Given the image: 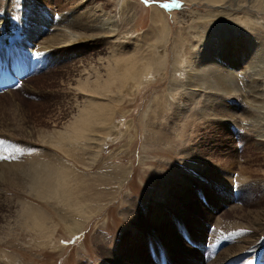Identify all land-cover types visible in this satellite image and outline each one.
<instances>
[{
  "label": "rangeland",
  "instance_id": "374dc122",
  "mask_svg": "<svg viewBox=\"0 0 264 264\" xmlns=\"http://www.w3.org/2000/svg\"><path fill=\"white\" fill-rule=\"evenodd\" d=\"M80 3L99 5L116 30L44 49L41 41L50 35L45 20L56 25L71 13V28H77L84 13ZM239 5L230 0L221 9L203 0H0L6 16L0 23V72L8 80L0 79V111L14 114L7 102L13 97L33 132L25 137L0 127V165L69 158L40 142L36 133L63 129L75 115L74 98L81 99L75 78L83 68L94 65L103 71L100 64L114 49L129 54L137 44L142 50L135 52L138 62L151 71L134 93L116 102L121 104L113 122L118 129L111 131L96 161L89 150L71 160L74 175L68 187L94 196L88 201L91 211L83 215L69 209L70 216L58 224L51 218L48 227L54 230L45 246L17 225L16 215L3 211L0 264H264V226L251 225L264 221V114L247 105L242 93L257 82L260 94H247L264 97V76L253 82L244 62L249 53L243 55L247 47L264 49V10ZM248 15L253 21L240 18ZM161 16L169 35L158 44ZM163 55V65H154ZM182 57L187 64L180 63ZM188 63L206 66L210 80L205 90L185 95ZM207 105L213 107L210 115L203 113ZM239 105L252 113L240 115ZM5 198L33 201L1 183L0 205L8 203ZM54 202L43 204L52 216L63 212V205ZM5 218L15 226L7 227ZM72 223L77 226L69 233ZM4 253L15 257L13 263Z\"/></svg>",
  "mask_w": 264,
  "mask_h": 264
},
{
  "label": "bare ground",
  "instance_id": "6f19581e",
  "mask_svg": "<svg viewBox=\"0 0 264 264\" xmlns=\"http://www.w3.org/2000/svg\"><path fill=\"white\" fill-rule=\"evenodd\" d=\"M81 1L84 2L87 0H80V2ZM89 1L91 3L92 0ZM203 1H205L206 3L207 2L211 3L212 7L215 6V8L221 9L222 4L227 3L229 0H203ZM230 1L231 3L237 5V7L241 6L239 5L240 3H247L248 5H252V6L259 5L260 9L264 10V0H230ZM78 8L79 9L83 8L82 12L84 13L86 12L87 14L81 13L80 20H78V22L75 24L77 28H71L73 27L71 21L72 20L71 13L70 14L68 13L66 19H61L60 20L61 22L56 24L57 26L54 25V21L50 20L51 18L48 19L47 21L46 18H48V16L44 14V16H46L45 23L47 24L48 27L46 28L45 26L43 27L44 29L48 30V33L50 34L43 41H41L42 44H44L43 46L44 49L45 48L48 49V47L50 48V47H58L61 45H66L71 41H75V39H79V38L90 40L93 37H95V35L102 36L104 34L112 33L116 30L115 21H113L110 18L111 16H108V13L106 11L104 10L102 11V8L99 5L91 4L90 6H88L87 4L85 5L83 3H80ZM78 8L76 10H78ZM225 8H228V5H226ZM96 14L101 15L102 18H99ZM5 18L6 16L0 13V23L4 21ZM78 18H76V20ZM240 18L241 19L249 18L250 21H253L250 19L251 17H249V15L245 17L242 16ZM52 20H57V16L56 15H54V17L52 16ZM158 22H161V24L159 25H163L162 27L163 35H161V41L158 43L161 44L167 41L169 34L166 24H163L164 23L163 16L160 17V20ZM255 23H257V21H255ZM66 24L68 25L72 24V26H70V29L66 30L63 27V25ZM62 27L64 28V30ZM52 28L56 29V31L50 33ZM41 29L42 28L39 29L40 33H41ZM73 29L79 30L83 33L81 34L77 33ZM91 31H95L97 33L90 35L89 32ZM84 33L89 35H86ZM135 43L137 42L135 41ZM139 49L140 48L137 47V44L129 54H117L118 52H116L114 49L112 55L109 58H107L106 61L104 60L105 64L99 61V63H101L100 65L103 67L102 69L103 71H99L100 68L97 69L96 68L97 66L94 67V65H89L88 67L83 68L82 71L80 70L79 72H77L76 74L77 77L75 78L76 80L75 90L81 95L80 97L81 99L76 100L74 98L75 100L74 108L76 110L75 115L70 117L71 119H69L67 123L64 124L63 129H58V130L53 129L52 131H50V134H48L49 132H45L42 129L37 130L36 138L40 142L55 147L63 154V156L67 158L69 157L68 159L57 158L58 161L54 163L47 159L40 158L36 160L31 159L27 163L4 162L0 165V184L6 183L8 185H11L17 188L20 192H22L26 196L32 198L33 200V201H28L22 198V200L10 201L8 200V198L7 199L5 198L3 200V203L4 201L8 203L6 205H0V211H1L0 213L6 211L5 213H3V215L6 214L5 216L16 215V218H12V219L16 221L17 225L22 229L33 232V234L36 236L39 242L40 239L42 240L40 243L44 246L48 244L52 238V233L54 229L50 230V228L48 227V223L51 221V218L52 221L55 222V224H58V222L61 221L65 222L66 219L70 216L67 214L69 212V209L73 213H77V214L81 213L83 215L88 213L86 211L87 209L91 211L90 208L91 205L89 204L88 201H91L94 196L88 195L87 194L88 191L86 193H77V190L75 192L74 189L68 187L69 185L73 184V180L71 178L74 175V170H73L74 163L71 160L78 161V158L80 160L79 156H81L82 153H85L86 151L89 150L91 151V155L94 158L93 162L96 161V159L101 154L100 150L102 149V145L106 142V139L111 138V131L114 129H118L116 124L115 126L113 125V122L117 110L118 108L120 109L121 104H116V102L120 101L121 103L123 100V96L125 94L134 93L137 88V84L140 81H142L144 78L150 76L151 71L148 70V68H143L138 62V55H136L135 52H137ZM3 50L4 48L1 47L0 52L3 53L4 52ZM141 51L142 50H139L138 54ZM244 51H245L244 52L245 54L243 53L244 56L247 53H249V57L247 55L246 59L244 58V62L247 61L246 65L248 69L252 71L251 79L253 82L254 81L256 82L258 77L264 76V55H262L264 54V49L255 48L254 52H252L251 47L250 50L249 47H247ZM257 52H261L262 54L258 55ZM166 56L167 55H163V60L161 61L160 59H156L153 60L152 62L154 63V65L162 66L164 60L166 59ZM180 63L187 64V58L185 59V57H182ZM100 65L98 67H100ZM192 65L188 63V67L185 66L187 70H185L184 72L188 73L190 79L186 88L185 95H188L190 91H192V89L200 90L202 88L205 90L206 89L205 85L208 83L207 80H210V77L207 74L206 75L204 74V72L206 71L205 68L206 66L203 67L199 65L197 66L194 65L193 63ZM0 67H1V61H0ZM14 69L17 70V68ZM174 71H178V69H174ZM3 72H6V70H4ZM0 73H1L0 75L1 81L2 82L4 81L3 83L5 82L7 83L8 80L6 76H3L2 71ZM7 77H9L8 74ZM10 78L13 79L14 77L12 76ZM5 85L6 84H3V86ZM258 86H262V84L261 83L258 84L257 82L255 84L252 83L249 85L250 90L247 88V90L243 91L242 93L248 99V101L246 102L249 104L247 105L252 107V109L261 108L263 110L262 114H264V104H255L258 101L264 103V97L261 99H257L262 96V93L260 96H258L260 94V92L257 89L259 88ZM247 91H249L250 93L253 92L252 94L255 93H259V94L250 97V95L247 94L248 93ZM8 99L7 102L9 105H11L10 107H13L11 111H13L14 114L6 115L4 112L5 115H2L3 112H1L2 111L1 110L0 127L4 130H12L20 136L32 137L33 132L32 130H30V128H27L28 125L26 124V120L22 116L23 114L20 112L19 104H17V102L14 100L13 97L10 98L8 97ZM239 109L241 110L240 115H242V113L249 114L248 111H251L250 108L243 107V105L242 106L239 105ZM211 111H213V107L211 105H207L203 109V113L205 115H210ZM214 113H218V111L216 110ZM250 113H252V111ZM262 117L264 119V115H262ZM51 132H54V137ZM261 140L264 141V138H262ZM6 144L7 143H3L2 146ZM91 164L92 163H89V165ZM83 176L86 175L84 174L81 175L80 177ZM74 181H76V179ZM88 181L89 179H86L85 184L87 188L89 186ZM94 194H99V193H94ZM97 200L99 201V199ZM50 201H55L53 205L61 203L63 205V212L57 215L53 214V216L49 215L44 209L43 204L50 205ZM2 207H4V209ZM256 211L257 210L251 211L250 213L254 214ZM10 219H7L8 221L7 223L9 224L7 225V227L11 226L9 222ZM251 225L253 226L254 229L260 228L261 226H264V221H256L254 223L253 220L251 222ZM14 226L15 225L13 224V226L11 227ZM76 226L77 223L70 224L68 226V232L69 233L74 232ZM44 241L46 243H44ZM241 247L237 246L236 248L240 249ZM4 254L9 259H11V263H13L12 261L15 260V257L13 255H9L8 253H4ZM16 262L15 264H18L19 260H17ZM182 264H190V263L188 260H185L182 262Z\"/></svg>",
  "mask_w": 264,
  "mask_h": 264
}]
</instances>
